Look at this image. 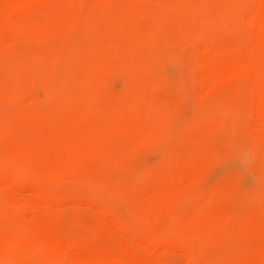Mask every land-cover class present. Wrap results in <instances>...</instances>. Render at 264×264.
Instances as JSON below:
<instances>
[{
	"label": "rangeland",
	"instance_id": "1",
	"mask_svg": "<svg viewBox=\"0 0 264 264\" xmlns=\"http://www.w3.org/2000/svg\"><path fill=\"white\" fill-rule=\"evenodd\" d=\"M9 2L0 0V157L3 148L17 151L37 175H19L10 190L0 179V202L20 204L24 221L48 214L57 229L46 234L61 236L66 264L81 245L99 255L120 251L117 244L123 255L129 246L126 256L161 259L149 264H264L262 91L254 70L239 67L264 55V15L248 17L264 0ZM154 32L155 47L147 40ZM210 46L249 51L230 62L234 72L209 79L202 67ZM52 76L65 84L49 93ZM6 116L15 119L2 126ZM3 162V174L15 176L14 161ZM215 224L225 228H213L223 236L211 240Z\"/></svg>",
	"mask_w": 264,
	"mask_h": 264
},
{
	"label": "bare ground",
	"instance_id": "2",
	"mask_svg": "<svg viewBox=\"0 0 264 264\" xmlns=\"http://www.w3.org/2000/svg\"><path fill=\"white\" fill-rule=\"evenodd\" d=\"M11 3L13 2V3H16V5L18 4V5H21L22 3H23V0H9ZM26 1H28V0H26ZM9 2V3H10ZM25 3H27V2H25L24 1V4ZM258 3H259V0H258ZM263 3V2H262ZM15 5V4H14ZM16 5H15V7H16ZM20 7V6H19ZM257 7L259 8V6L257 5ZM18 8V7H17ZM16 8V9H17ZM10 9H12V8H10ZM16 9H14V10H16ZM3 10V9H2ZM256 10V11H255ZM252 13H250V14H248V17L249 18H251V20L253 21H255L256 19H258V18H260V17H262V15H264V7L262 6V8H260L259 10L256 8ZM5 11V10H4ZM11 11V10H10ZM12 12V11H11ZM9 13V12H8ZM7 14V13H6ZM251 16V17H250ZM6 18V17H5ZM9 18V17H8ZM95 19V18H94ZM3 20V19H2ZM94 21V20H93ZM1 22H3V21H1ZM120 22V21H119ZM253 23V22H252ZM256 23H257V21H256ZM255 23V24H256ZM98 25H99V22L97 23ZM94 26V25H93ZM96 26V25H95ZM127 26V25H126ZM125 28V27H124ZM135 28V27H134ZM126 29V28H125ZM135 30V32L138 30L137 28H135L134 29ZM125 32V31H124ZM150 35V34H149ZM39 36H40V34H39ZM153 37L152 38H148L147 40H148V43H150L151 45H153V47H155L156 45H158V43H159V41H158V39L156 38V35H155V32H154V34L152 35ZM151 37V36H150ZM41 40H43V39H41ZM262 42V41H261ZM215 45V44H214ZM228 45V44H227ZM263 46V45H262ZM235 47H238V46H235ZM234 47V49H233V47L232 46H227V47H221L219 50H214L213 49V47H205V60H204V66L202 67V71H204L202 74H208V75H206L207 76V78H208V76L209 75H211L210 77L211 78H209V79H214L215 78V76H217L216 78H219L220 76H219V74H222V72L226 69L227 70V68L228 69H230L231 67H230V65L232 64V63H230L232 60H236L237 58H241L242 60H243V58H242V55L244 54V53H247L249 50L248 49H245V50H242L241 48H243V47H240V48H235ZM253 48V47H252ZM252 48H251V50H252ZM218 49V48H217ZM256 49V48H255ZM254 48H253V50H255ZM248 50V51H247ZM247 51V52H246ZM256 52V51H255ZM238 55V56H237ZM240 55H241V57H240ZM252 55V58H251V60L250 61H247V59H245L246 61H247V63L246 62H244L245 60H243V62L245 63L244 64V66H243V62L241 63H239V67L241 68V69H243V71H245V70H250V69H252V70H254V75L255 76H253V85H254V87L257 85V87H259V88H257V87H255L256 88V92L258 93V91H262V92H259V98H260V105H261V107H259V114H260V116H262L263 117V115H264V94H263V92H264V90H260V88L262 87L263 89H264V68H262V67H264V65L262 66V65H260L259 63L261 62V63H263V61H261V58L264 56H257V54L255 53V55H253V54H251ZM204 56V55H203ZM244 56V55H243ZM250 56V55H249ZM40 57V56H39ZM246 57V56H245ZM261 57V58H260ZM230 58V60L228 61V59ZM42 59V57H40L39 58V63L41 62V61H43V60H41ZM239 59H237V60H239ZM240 59V60H241ZM234 60V61H235ZM262 60H264L263 58H262ZM239 62V61H238ZM60 62L58 61V60H54L53 61V66L54 65H58ZM251 67V68H250ZM203 68H204V70H203ZM234 68V66L230 69V70H233V72H234V69L236 68V66H235V68ZM237 68H238V66H237ZM230 70H228V71H230ZM236 70V69H235ZM238 70V69H237ZM227 73H229V72H226L225 73V71L223 72V75L224 74H227ZM245 73V72H244ZM202 74H201V76H202ZM204 74V75H205ZM212 75L214 76V77H212ZM219 76V77H218ZM203 77V76H202ZM255 77V78H254ZM206 78V77H205ZM207 78L205 79V80H207ZM215 78V79H216ZM52 85H51V87H49V93H54L55 91V89H56V92L59 90V89H61V85L63 86V84H65V83H63V81H64V79L61 77V76H59V77H57V78H53V76H52ZM201 80H203L202 78H201ZM54 84V85H53ZM61 84V85H60ZM88 85V84H87ZM85 86V85H84ZM58 87V88H57ZM86 88H87V86H85ZM81 89V88H80ZM82 89H85V88H82ZM81 89V90H82ZM258 90V91H257ZM54 91V92H53ZM87 91V90H86ZM90 91H91V88H90ZM20 92V91H19ZM22 92V91H21ZM18 93V92H17ZM76 93V92H75ZM78 93V92H77ZM83 93V92H82ZM82 93H80V94H82ZM93 93V92H92ZM13 94V93H12ZM16 94V93H15ZM22 94V93H21ZM62 94V93H61ZM63 95V94H62ZM19 96V95H18ZM64 96V95H63ZM70 96V95H69ZM58 97H60L59 95H58ZM68 97V96H67ZM71 97H72V95H71ZM79 98V93L78 94H75V98ZM81 97V96H80ZM54 98H56V97H54ZM141 98V96H139V98L137 99V100H139ZM142 99V98H141ZM258 99V98H257ZM59 100H61V98L59 99ZM66 100V99H65ZM68 100H70V99H68ZM72 100L73 99H71V101H69L68 103L66 102V103H63V104H61L60 103V106L61 105H65L64 106V109L63 108H61V110L63 109V110H65V111H67L68 109H65V107L68 105V104H70V102L72 103ZM93 100V101H92ZM94 100H96V99H89L88 101H91L92 102V105H93V103H94ZM64 102V101H63ZM256 102L258 103V101L256 100ZM55 103V102H54ZM85 103V102H84ZM137 103V102H136ZM139 103H140V101H139ZM139 103H137L135 106H131L132 108L131 109H133L134 110V108H136V109H138L139 110V108L141 107L140 105L143 103V102H141L140 104ZM88 104V103H87ZM97 105H98V103H96ZM228 104L229 103H227L226 104V107H228ZM71 105V104H70ZM72 106V105H71ZM88 106H89V104H88ZM86 107L87 109L88 108H90V107ZM91 106V105H90ZM95 106V105H94ZM93 106V107H94ZM138 106V107H137ZM231 106V105H230ZM230 106H229V109L228 110H230L231 108H230ZM257 106H258V104H257ZM59 107V106H58ZM58 107H57V109L56 110H58ZM20 108V107H19ZM97 108V107H96ZM105 107H103V109H104ZM261 108V109H260ZM31 109V108H30ZM29 109V110H30ZM33 109V108H32ZM72 111L71 112H75L74 110H73V108H70ZM91 109H92V107H91ZM34 110V109H33ZM55 110V111H56ZM89 110V109H88ZM141 110H142V108H141ZM227 110V111H228ZM23 111V110H22ZM116 111H118V108H116ZM151 111H152V109H151ZM153 111H154V109H153ZM231 111V110H230ZM33 112H36L35 110L33 111ZM40 112V111H39ZM57 112V111H56ZM62 112V111H61ZM85 112H88V111H85ZM144 112V111H143ZM160 112V111H159ZM216 111H214V113H215ZM256 112V111H255ZM17 113H20V112H17ZM17 113H16V116L18 117L19 115H17ZM68 113V112H67ZM82 113V112H81ZM89 113V112H88ZM119 113V112H118ZM156 113V112H155ZM155 113H153V112H151V114H153V115H151V116H154V114ZM217 113V112H216ZM20 114H22V113H20ZM35 114V113H34ZM40 114V113H39ZM56 114H58V113H56ZM72 114V113H71ZM84 114V113H83ZM116 114V113H115ZM160 115H161V112L159 113ZM163 114V113H162ZM213 114V113H212ZM262 114V115H261ZM5 115H8V114H5ZM24 115L26 116V112L24 111ZM49 115V114H48ZM52 114L50 113V119L51 118H54L53 117V115L51 116ZM60 115H62V114H60ZM60 115H59V117H60ZM84 115H86V114H84ZM83 115V116H84ZM117 115V114H116ZM119 115H120V113H119ZM156 115V114H155ZM219 114L217 113V116H218ZM229 115V114H228ZM38 116V115H37ZM42 116V115H41ZM47 116V115H46ZM58 116V115H57ZM57 116H56V119H57ZM72 116H74V115H72ZM82 116V119H86L85 117H87V116H85V117H83ZM149 116V115H148ZM159 116V115H158ZM157 116V117H158ZM233 116V115H232ZM35 117V116H34ZM80 117V116H79ZM154 117H156V116H154ZM160 117V116H159ZM231 117V116H230ZM261 117V118H262ZM7 118V119H6ZM6 118L4 119V121L3 122H5L6 120H8V123H6V124H4L3 122H1L2 124V126H4V125H8L9 124V122H11V120H13V119H15L14 117L13 118H11V120H9L8 119V117L6 116ZM67 118V117H66ZM68 118H70V115L68 116ZM67 118V119H68ZM153 117H148V119H152ZM162 118L164 119V115L162 116ZM218 119H219V117H217ZM18 119V118H17ZM47 119V118H46ZM60 119V118H59ZM78 119V118H77ZM263 119V118H262ZM81 120V119H80ZM146 120H147V118H146ZM159 120H161V119H159L158 118V123L160 122ZM214 120V119H213ZM0 121H2V120H0ZM51 121V120H50ZM75 121H77V120H75ZM215 121V120H214ZM51 122H53V121H51ZM55 122H57L56 120H55ZM63 120H62V124H63ZM80 122V121H79ZM135 122V121H134ZM156 122V121H155ZM12 123V122H11ZM78 123V122H77ZM84 123V122H83ZM75 124V123H74ZM80 124V123H79ZM73 125V124H72ZM82 125V124H81ZM158 125V124H157ZM48 126V125H47ZM135 126H137V123H135ZM151 126H153V125H151ZM1 127V126H0ZM59 127H60V125H59ZM79 127V126H78ZM7 128V127H6ZM27 128H28V126H27ZM26 128V129H27ZM38 128V127H37ZM41 128V127H40ZM76 128V127H75ZM80 128V127H79ZM153 127H150V129H152ZM1 129V128H0ZM5 129V128H4ZM4 129H1L0 130V132H2V131H4ZM11 129H12V127H11ZM62 129L63 128H61L60 127V131H62ZM65 129V128H64ZM63 129V130H64ZM67 129V128H66ZM112 129V128H111ZM123 129V128H122ZM131 129H133V127L131 126V128L129 129V130H131ZM157 129V128H156ZM28 130H29V128H28ZM46 130V128L43 130V132ZM48 130V129H47ZM72 130V129H71ZM110 130V129H109ZM126 130H127V128H126ZM153 130V129H152ZM65 131V130H64ZM64 131H62V132H64ZM70 131V130H69ZM73 131V130H72ZM91 131V130H90ZM93 131V130H92ZM123 131V130H122ZM154 131V130H153ZM157 131V130H156ZM156 131H155V134H157L156 133ZM11 132V131H10ZM34 132H35V129H34ZM47 132V131H46ZM130 132V131H129ZM159 132V131H158ZM168 132V131H167ZM171 132V131H170ZM3 134V133H2ZM42 135V134H41ZM5 135H3V137H4ZM66 136H69V135H66ZM164 136V135H163ZM2 137V136H1ZM2 137V138H3ZM10 137V136H9ZM71 137V136H70ZM70 137H68V138H70ZM158 137L160 138V140H162V136L160 135V133L158 134ZM157 137V138H158ZM189 137V136H188ZM187 137V138H188ZM5 138V137H4ZM31 138V137H30ZM34 138V137H33ZM96 138V137H95ZM165 138V137H164ZM212 138H214V137H212ZM212 138H211V140H212ZM84 139V138H83ZM0 140H1V138H0ZM160 140H157L156 139V145H158V146H161V144H162V142H160ZM5 141V140H4ZM34 141V140H33ZM83 141V140H82ZM164 141V140H163ZM166 141V140H165ZM183 141H185V140H183ZM201 141H202V139H201ZM201 141H199V144L197 143L196 145H195V147H197V149L195 150V149H192V154H193V150H195L194 152H196L197 151V153H200V151H201V149H198L199 147H198V145H200L201 144ZM213 141H214V139H213ZM188 142H189V140H188ZM253 142H256V141H253ZM31 143V142H30ZM78 143H81V141H79ZM257 143V145H255ZM255 144L253 143L252 144V148H251V150L252 151H255V147H254V145L255 146H258V142H256ZM69 144V143H68ZM77 144V143H76ZM103 145V144H102ZM163 145V144H162ZM75 146H77V145H75ZM192 148V147H191ZM79 149V148H78ZM257 149H258V147H257ZM59 150V149H58ZM73 150V149H72ZM239 150V149H238ZM246 150V149H245ZM9 151H10V149H9ZM75 150H73L72 152H74ZM165 151V150H164ZM190 151V150H189ZM237 151V150H236ZM256 151H258V150H256ZM246 152L247 151H245L244 153H242L241 154V156L243 157V158H245L246 157ZM248 152L250 153V149L248 148ZM2 153V152H1ZM3 153H5V155L6 156H4V159H2L1 157V159H0V179L2 180L1 181V189H5V190H10V189H12L13 188V186H14V184L16 183V181L15 180H17V179H19V177L20 176H22L23 174H25L26 175V173H27V175H30V174H36L35 172H32L31 173V171H32V167H31V163H30V161H24V160H22V158L24 159V155L21 157V155H20V153L19 152H13L11 155L10 154H7L6 152H4V148H3ZM2 153V154H3ZM59 153H60V151H59ZM188 153H190V152H188ZM259 153V152H258ZM58 154V153H57ZM191 153H190V155H192ZM195 154V153H194ZM245 154V155H244ZM198 155V154H197ZM248 155V154H247ZM195 157H196V159H198V157L196 156V154L194 155ZM3 157V156H2ZM194 158V157H193ZM177 159V158H176ZM246 159V158H245ZM3 161H6L5 163H7V161L9 162H12V161H14V165L12 164V167H15L14 168V170H13V172L15 173V176L13 175V176H11V177H7V176H5L4 174H3V170L4 171H7V170H5L4 169V166H7V165H3L4 164V162ZM58 161V160H57ZM183 161V160H182ZM186 163H188V162H186ZM15 164H16V166H15ZM75 164V163H74ZM248 165V163H247V161H244V162H242V168H243V170L245 169V168H247L246 166ZM8 166H10V164L8 165ZM7 166V167H8ZM149 168V167H148ZM16 169V170H15ZM146 169H147V167H146ZM145 169V170H146ZM10 170V169H9ZM8 170V171H9ZM34 170H36V169H34ZM144 170V171H145ZM16 171V172H15ZM29 173V174H28ZM40 173V172H39ZM20 175V176H19ZM37 175V174H36ZM19 176V177H18ZM176 176V175H175ZM168 178V177H167ZM176 177H174V178H172V179H174V180H176L175 179ZM174 180L173 181H171L170 183H165V182H163V184H165L166 185V187H167V184L170 186V185H172V183L174 182ZM18 181V180H17ZM3 182V183H2ZM14 183V184H13ZM11 184H13V186H11ZM17 184H19L18 182H17ZM164 185V186H165ZM169 186H168V188H169ZM11 187V188H10ZM168 190V189H167ZM236 191H237V189H236ZM235 191V192H236ZM169 192V191H168ZM241 191H237V194L238 193H240ZM233 194H234V192H233ZM247 194V193H246ZM165 195V194H164ZM3 201V200H2ZM5 202V201H4ZM10 202H12V201H10ZM9 202V203H10ZM13 202H15V201H13ZM15 203H17V202H15ZM5 204H6V202H5ZM5 204H3L2 202H0V264H61V262L62 263H64V264H66V256H67V254H66V256H65V254L64 253H62V251H63V249H64V246L62 245V244H60V235H58L57 233L55 234V235H58V236H55L54 235V237H50V236H53V235H50L49 236V234L47 235L46 233L47 232H49L51 229L53 230V231H56V229H57V226L55 225V224H53L54 222L51 220V219H49V217H48V214L47 215H45V213H43V216L41 215L40 216V212H36V214H39V215H36L35 217H31L30 218V220H26V221H24V220H22V218L20 217V215L22 214V211H23V208L21 209V205L20 204H15V205H10V206H8L7 204L5 205ZM11 204V203H10ZM196 209H198V208H196ZM8 211V212H7ZM20 211H21V213H20ZM42 214V213H41ZM212 215V217H214L215 218V214H211ZM210 215V216H211ZM46 216V217H45ZM209 216V215H208ZM232 218V217H231ZM230 218V219H231ZM55 225V226H54ZM218 225V224H217ZM216 224H215V226L213 225L209 230H213V235L212 236H210V237H207V238H209V239H213L212 237H214L215 238V236L217 235V234H215V233H217L216 231H218V232H220V229H222L223 231H224V229L223 228H225L224 226L221 228L219 225V227H220V229L218 228V226H217ZM53 227L55 228L56 227V229H53ZM218 228V229H216V228ZM257 227V226H256ZM213 228H215L216 229V231H214V229ZM264 229V228H263ZM262 229V230H263ZM60 230V229H59ZM208 230V229H207ZM261 230V229H260ZM35 232V234L37 235L36 237H32V235H33V233H31V232ZM194 231H196L195 229H194ZM193 231V232H194ZM51 232V231H50ZM197 233V232H196ZM211 233H212V231H211ZM224 233V232H223ZM32 234V235H31ZM35 234L33 235V236H35ZM46 234V235H45ZM221 235V237L223 236V234L221 233V234H219V235H217V236H220ZM245 235V234H244ZM94 236V235H93ZM216 236V237H217ZM238 238H239V236H238ZM238 238H237V240H238ZM94 239V238H93ZM206 239V238H205ZM208 239V241L209 242H211L210 240ZM223 239V238H222ZM250 239V238H249ZM88 240V239H87ZM96 240V239H95ZM248 240V239H247ZM98 241H100L99 239H98ZM131 241V240H130ZM207 241V242H208ZM229 241V240H228ZM85 242V241H84ZM127 242H129V241H127ZM132 242V241H131ZM135 242V241H134ZM208 242V243H209ZM239 242H241V241H239ZM100 243V242H99ZM98 243V244H99ZM145 243V242H144ZM236 243H238V241H236ZM55 245V246H54ZM61 245V246H60ZM80 245H81V243H80ZM85 245V244H84ZM50 246H51V249L53 250V254L52 255H49V253L47 252V250L48 249H50ZM82 247H83V245H81ZM81 246H79L78 247V249H75V251L72 253V255H71V261L70 262H68V264L70 263V264H103L105 261H107V259H109V260H111V259H113V261L114 262H112V263H114V264H149V259H151V261L153 262L154 261V263H157L159 260H158V258L156 259V261L155 260H152V258H147V256H142L141 255V253L140 254H136V255H134V256H132V253L130 254V256H126L125 254H127L126 252H127V250H128V248H129V246H127V250L125 249V247H126V245H123L122 247H124V249L126 250V252H125V254L123 255V254H121L122 252H120V251H122L121 250V248H120V246L117 244V246L116 247H119V250L120 251H117L118 249L117 248H115V245H114V247H110V248H107L106 247V249H105V251L106 252H104V253H102V251H100V253H99V255H97V254H95V253H98V252H94V251H92V249L90 250L91 251V253H88L89 252V250H88V248H87V250H85V248H84V250H80L79 248H81V249H83ZM191 246V245H190ZM248 247H249V244L247 245ZM251 246V245H250ZM58 247L60 248V249H58ZM62 247V248H61ZM86 247H87V245H86ZM225 247L227 248V246L225 245ZM55 248H57L55 251L56 252H58V253H60L59 255H56V254H58V253H55L54 254V249ZM130 248H131V246H130ZM62 249V250H61ZM123 249V250H124ZM132 249L133 248H131V249H129L128 251H132ZM201 249V248H200ZM115 250V251H114ZM124 250V251H125ZM195 250V249H194ZM224 250H225V248H224ZM225 251H227V250H225ZM64 252V251H63ZM93 252V253H92ZM133 252H136L135 250L133 251ZM195 252V251H194ZM63 254H64V256H63ZM134 254V253H133ZM144 254V253H143ZM196 254V253H195ZM225 254V253H224ZM227 254V253H226ZM230 254L231 253H229V254H227V256H230ZM95 255H97V256H95ZM110 256V258H108V256ZM194 255V254H193ZM193 255L191 254L190 255V261L192 262L193 261ZM197 255V254H196ZM199 255V254H198ZM50 256H52V257H50ZM69 256L70 255H68L67 256V258H69ZM113 256V257H112ZM195 256V255H194ZM107 257V258H106ZM145 257H146V259H145ZM197 257V256H196ZM65 258V259H64ZM108 260V261H109ZM158 260V261H157ZM64 261V262H63ZM160 261H161V259H160ZM159 261V262H160ZM166 261V260H165ZM103 262V263H102ZM151 262V263H152ZM162 262H163V264H166L163 260H162ZM167 262V264H169V261H166ZM150 263V264H151ZM154 263H152V264H154ZM194 263V262H193ZM159 264V263H158ZM162 264V263H161Z\"/></svg>",
	"mask_w": 264,
	"mask_h": 264
},
{
	"label": "snow or ice",
	"instance_id": "3",
	"mask_svg": "<svg viewBox=\"0 0 264 264\" xmlns=\"http://www.w3.org/2000/svg\"><path fill=\"white\" fill-rule=\"evenodd\" d=\"M249 163H251V159L249 158Z\"/></svg>",
	"mask_w": 264,
	"mask_h": 264
}]
</instances>
